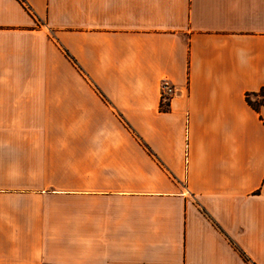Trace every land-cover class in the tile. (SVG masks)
<instances>
[{"label": "crops", "instance_id": "0c3cea01", "mask_svg": "<svg viewBox=\"0 0 264 264\" xmlns=\"http://www.w3.org/2000/svg\"><path fill=\"white\" fill-rule=\"evenodd\" d=\"M262 88L264 0H0V264H264Z\"/></svg>", "mask_w": 264, "mask_h": 264}, {"label": "built area", "instance_id": "2783aa9c", "mask_svg": "<svg viewBox=\"0 0 264 264\" xmlns=\"http://www.w3.org/2000/svg\"><path fill=\"white\" fill-rule=\"evenodd\" d=\"M161 102L168 104L180 91L178 87L168 78H164L160 83Z\"/></svg>", "mask_w": 264, "mask_h": 264}, {"label": "trees", "instance_id": "16d2710c", "mask_svg": "<svg viewBox=\"0 0 264 264\" xmlns=\"http://www.w3.org/2000/svg\"><path fill=\"white\" fill-rule=\"evenodd\" d=\"M248 102L256 109L264 105V88L259 92H252L247 94Z\"/></svg>", "mask_w": 264, "mask_h": 264}]
</instances>
